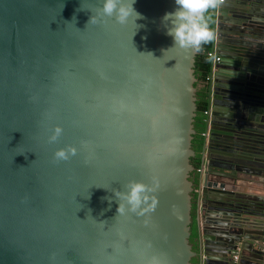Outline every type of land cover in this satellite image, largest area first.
<instances>
[{
	"label": "water",
	"instance_id": "95a60500",
	"mask_svg": "<svg viewBox=\"0 0 264 264\" xmlns=\"http://www.w3.org/2000/svg\"><path fill=\"white\" fill-rule=\"evenodd\" d=\"M97 3L0 0V264L264 263V0L213 9L197 188V53L160 25L173 0H135L136 30L87 24ZM129 180L154 188V209L104 199Z\"/></svg>",
	"mask_w": 264,
	"mask_h": 264
},
{
	"label": "clouds",
	"instance_id": "9594fccd",
	"mask_svg": "<svg viewBox=\"0 0 264 264\" xmlns=\"http://www.w3.org/2000/svg\"><path fill=\"white\" fill-rule=\"evenodd\" d=\"M220 2L221 0H173V9L165 11L160 17V25L165 34L171 37L172 47L190 49L194 53L201 52L203 47L215 38V33L209 26L208 12L215 9ZM134 4L135 0H98L97 6L89 8L92 15L89 16L87 24H104L105 18H112L121 25L131 22L136 26V30L142 26L136 23L138 19L142 18V14L135 9ZM80 9L86 8L80 6L78 10ZM74 19L75 17H73ZM145 54L152 56L151 52ZM61 131L59 125H54L51 134L47 136V142H55ZM75 153L76 148L67 145L56 148L52 153V159L53 162L66 161ZM99 187L108 189L113 193L112 196H105L104 199L111 201L115 198L117 200L116 212L118 215L125 213L143 214L154 209L156 204L155 199L149 196L154 188L142 181L129 180L124 185L126 189L124 191L109 189L104 186ZM150 199L151 202H149ZM143 264H163V261L153 256L143 261Z\"/></svg>",
	"mask_w": 264,
	"mask_h": 264
},
{
	"label": "trees",
	"instance_id": "16d2710c",
	"mask_svg": "<svg viewBox=\"0 0 264 264\" xmlns=\"http://www.w3.org/2000/svg\"><path fill=\"white\" fill-rule=\"evenodd\" d=\"M209 26L214 31V17L213 9L208 12ZM213 40L203 47V50L197 53L195 60V75L198 80L196 86H198V101H197V116L195 118V130L196 133L192 140V149L195 152V156L191 158V163L194 166V171L191 173V180L194 183V188H197L199 183V169L202 165V151L204 145V134L206 130V112L208 111L209 105L207 100V92L209 85V73L213 65L212 57L210 53L213 51ZM196 204L197 194L192 193V223H191V237L190 243L193 245L194 250L198 248V229L196 223ZM192 264H198L197 257L192 259Z\"/></svg>",
	"mask_w": 264,
	"mask_h": 264
},
{
	"label": "built area",
	"instance_id": "2783aa9c",
	"mask_svg": "<svg viewBox=\"0 0 264 264\" xmlns=\"http://www.w3.org/2000/svg\"><path fill=\"white\" fill-rule=\"evenodd\" d=\"M210 56L212 57V61H213L212 67H214L215 63L218 61V58L215 57V55H213V52L210 53ZM262 204L264 207V200H263ZM261 250L264 252V225H263V234H262V239H261ZM234 258H236V257H234ZM262 264H264V263H262Z\"/></svg>",
	"mask_w": 264,
	"mask_h": 264
},
{
	"label": "crops",
	"instance_id": "0c3cea01",
	"mask_svg": "<svg viewBox=\"0 0 264 264\" xmlns=\"http://www.w3.org/2000/svg\"><path fill=\"white\" fill-rule=\"evenodd\" d=\"M222 2H225V0H222ZM216 57V56H215Z\"/></svg>",
	"mask_w": 264,
	"mask_h": 264
}]
</instances>
